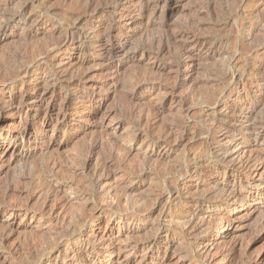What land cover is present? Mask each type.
I'll return each instance as SVG.
<instances>
[{
  "label": "rangeland",
  "instance_id": "374dc122",
  "mask_svg": "<svg viewBox=\"0 0 264 264\" xmlns=\"http://www.w3.org/2000/svg\"><path fill=\"white\" fill-rule=\"evenodd\" d=\"M22 2L0 0V28L2 17L18 10ZM83 3L84 0H38L36 4L49 15L38 18L37 8L29 6L27 17L38 25L25 29L23 22L10 21L7 35L0 42L3 78L26 81L11 89H2L0 84V99L10 93L33 95L34 84L52 82L50 72L86 70L93 84L85 88L87 81L81 79L77 91L71 81L57 83L54 101L48 100L37 118L41 125L50 117L47 125L35 129L38 140L28 141L16 151L11 150L12 143L6 139L0 143V207L8 209L0 215V264H264V213L246 212L249 198L235 206L227 203L223 188L236 189L237 185L228 183L226 167L209 155L220 144L202 143L193 134L195 126H210L212 121L220 125L219 118L225 117L224 106L227 103L239 106L244 99L257 104L256 111L255 115L243 111L237 127L249 122L252 116L264 121V0H127L111 19L108 15L104 21L94 22L102 26L100 36L113 37L114 33L108 31L111 20L116 15L124 19L131 14L138 21L129 34H136L130 52L139 45L147 46L153 57L162 40L166 48L158 58L138 54L123 63L114 60L107 67V59L119 55L112 43L106 44L110 52L106 49L105 53L95 46L80 52L72 43L66 50L51 53L41 70L29 76L18 73L17 55L41 49L51 52L55 39H64L56 22L78 12ZM179 31L208 40L203 54L196 53L198 67L193 75L188 73L177 46L169 38ZM221 50H227L228 54H221ZM232 54L236 57L229 60ZM176 69L180 73L177 77ZM242 70L247 73L236 80L252 84L262 80L261 87L241 93L232 76ZM138 83L147 87L135 93ZM217 96L220 101L215 105L213 100ZM184 99L187 101L181 102ZM65 112L68 117L62 123L59 116ZM142 112L148 122L139 123L138 115ZM18 116L10 109H2L0 130L13 132L36 119L28 106L23 116ZM187 121L190 129L184 141L175 129L176 139L181 141L177 147L151 148L149 141L159 139L166 127ZM150 127L152 132L148 135ZM139 134L138 140H131ZM232 148L235 154H244L241 155L244 160L251 159L264 153V137L258 142L237 141ZM200 152L204 156L196 157ZM187 155L191 158H186ZM105 162L109 167L101 171L100 184L90 185V175L101 170ZM54 163L59 167L51 172L55 175L50 173ZM253 163L248 161L243 168L237 160L227 170L237 175L243 171L252 173ZM196 168L201 169V174L185 178L189 193L185 192L183 198L203 213V231L196 233L208 237L210 249L202 255L196 246L187 244L192 236L184 234L181 225L172 220L171 216H176L185 205H173L171 210L165 207L167 184L178 173L182 175L187 169ZM253 185H249L248 191L254 197ZM204 197L209 200L197 204ZM160 198L164 200L160 202ZM117 200L121 202L114 212L94 216L101 207L116 204ZM45 206L47 216L42 218L37 213ZM11 207L18 209L17 215L11 214ZM131 209L142 213L154 210V214L135 223L138 217L130 213ZM164 214L171 218H165ZM165 227H169L170 235L163 232L160 248L153 250L144 245V240ZM90 232L93 244L82 245L84 235ZM110 234L114 240L102 246L100 243ZM5 236L9 237L4 240ZM115 249L121 255L113 259ZM157 254L167 256L165 263L147 261Z\"/></svg>",
  "mask_w": 264,
  "mask_h": 264
},
{
  "label": "bare ground",
  "instance_id": "6f19581e",
  "mask_svg": "<svg viewBox=\"0 0 264 264\" xmlns=\"http://www.w3.org/2000/svg\"><path fill=\"white\" fill-rule=\"evenodd\" d=\"M22 1L23 2L18 10H16L13 13H10L9 15H4L2 17V23H1L2 26L0 28V33H1L0 42H2V40L5 39V36L7 35L8 23L10 21L16 22V23L23 22L25 24V29L26 28L33 29L35 26L38 25V23L35 24L34 21H32L31 17H27V9L29 6H34L37 8V10L40 13V16L38 18H40L42 15L46 13H48L49 15V12L46 9L45 10L47 12H45L44 7L42 8L38 6V4H36L38 3V0H22ZM126 2L127 0H84L83 5H81L78 12L76 11L75 13L69 14L68 16L64 17V20L62 21L60 20L56 22L60 24V27H61L58 33L60 34V36L63 34L64 39L61 40L62 39L61 37V39L59 40L58 37L57 38L54 37V39L55 38L56 39H55V43L54 42L53 43L56 45L53 46V48H51L52 49L51 52H44L46 49H44V51L43 49H41L38 51H34V52L28 51V52H25L24 54L17 55V60H16V62L18 63L17 72L25 76L26 75L29 76L33 72L41 70L44 63L49 59V55L51 53L59 51L63 48L66 50L72 43L78 46L80 52H84L85 50H87V48L95 46V47H101L103 49V53H105L106 49H107L106 52H110V49L106 47V44L112 43L111 46L118 50L119 55L115 59H110V60L107 59L106 61L107 67L111 66L114 60L120 61L121 63H123L126 61V59L130 57L134 58L138 54H141L142 56L150 55L149 57H151L153 53L149 51H151L152 49H150V47L140 46V45L139 47L133 46L135 47V48H132V51H131L133 54L129 56V53H131L129 48L130 46H132V41L134 39V36L136 35L135 34V35L129 36V34L130 32L133 31V26L138 21V19L134 17L133 15L126 14L127 17L123 16L124 19L122 17L117 18L116 17L117 15H116L111 20L108 31L109 33H114L113 37L111 36H109L108 38H106L105 36L101 37L100 32H101L102 26L101 25L97 26L94 24L95 21H104V19L107 18L108 15H110V19H111L114 14H117L118 11H120L125 6ZM156 7H158V2L155 8ZM230 19H232V17H230ZM114 20H116V22H114ZM140 23H142V21H139V24ZM251 33L252 32L250 31L249 34ZM169 38L172 41H174L173 44L177 46L180 57L183 59L185 66L188 67V70H189L188 73L190 75H193L196 68L198 67V64L195 61V56H197L196 53L198 54V56H201L203 54L202 51L204 50V47L206 46L208 40L201 39L197 35L187 33L185 31H179L178 33H176V35L169 36ZM163 42L164 41L162 40H161V43L159 42L160 44H158V52L156 53L157 55L151 58L156 59L159 57V55L163 51H165L166 47H165V44H163ZM154 50L155 48H153V51ZM220 53L225 54V55L228 54L227 50H221ZM235 57L236 56L232 54L229 57V60H234ZM103 59H106V57L104 56ZM172 70H173V67L170 68V71ZM174 71H175L176 77L180 75L177 69ZM252 72L253 71L251 70L249 71V73L253 75ZM1 73L2 72L0 68V84H1L2 89L6 87H9L11 89L17 86L19 83L21 84L26 83V81L23 78L21 79L12 78L9 80H5ZM245 73H247L246 70H242L241 73L240 71H236V73L233 74L232 76V82L238 81L236 79L245 76ZM48 75L52 79V82L42 81V82H37L36 84H34L32 86V90L35 92L33 95H29L28 93L26 94L20 93L19 95L10 93L8 96L6 95V98L0 99V111L6 108L7 110L10 109L12 113H15L16 115L23 116L24 108L25 106H28L29 109L31 107V109L34 111V114H36L35 120L33 119L27 122V124L16 129L13 132H10V131L5 132L3 130H0V143L5 139L11 142L12 151H16L17 149H19L20 146L25 145L28 141L32 142V141L38 140L37 131H35V129L38 128L40 124H38L39 122L37 118L40 117V113L43 111V108L46 102L48 100H50L51 102L54 101L55 97L53 96L55 95V92H56L55 86L57 83H62L63 81L64 82L71 81L72 85L77 91H80L78 87L79 85L78 81L81 79H85L87 81L86 84L84 85L85 88H90L93 85L92 81H90L89 73H86V70L83 72L80 71L79 73H71V72H65V71L50 72ZM241 82L240 80L236 82V85L237 87H239L241 93H243L244 91H249V89L250 88L252 89L253 87L260 88L262 85V80L256 82L255 84L241 83ZM230 83L225 85V87H228ZM72 85H69V87H72ZM145 87H147V84L138 83V85L136 86L135 93H139V91H142L143 88ZM219 88H222V87H219ZM219 99L220 98L217 96L215 100H213L215 105H218L220 101ZM185 101L187 100L185 99L181 100V102L183 103H185ZM181 102H179V104ZM92 104L93 106H95L94 100H92ZM256 105L257 104H255L254 102L245 100V99L244 101H242V103L239 106L227 103L224 106L225 111L223 114H225V117H223L222 115L223 118L221 119L219 118L221 122L220 125L217 124L215 121H212L213 123L210 126L208 125L195 126L193 128V134H194V138H198V140L201 141L202 143L209 142V144H216V143L220 144V147L214 153H211L209 155H211L212 158L214 157L216 158V160L222 162V165L226 167L225 174H227L228 183L233 182L237 185L236 189L229 188V186H225V188H223V193L226 196L227 203H229V205L235 206V205L240 204L241 202L243 203L249 198L250 203L246 207V212L249 211L251 214H254L258 211H261V213L263 214L264 213V201L262 200L264 197V184H263L264 153L261 152L256 155H253L251 159L249 158L250 160L248 158L244 160L243 156L241 157V155H244V154L236 153L238 155L237 160H239V165L241 167L245 168V164L248 161L254 162L252 166L255 167V170L252 173H247L246 171L245 172L243 171L241 174L237 175L227 170V168H230L231 166H233L235 161H237L235 160L236 158L235 157L236 154L234 153L235 149L233 150L232 148L233 143L237 141H243V140L249 143L252 141L258 142L264 137V121L263 120H258L257 118H254L252 116L249 122L242 123L238 127L236 125L237 123H239V119H240L239 117L241 116L243 111H247L248 113L255 115ZM134 113L136 114V112ZM25 114H26V118H29L28 113L26 112ZM67 117H68L67 113L65 112L64 114H62V116H59L60 119L58 121L65 123L64 118H67ZM49 118L48 120L42 122L40 127L47 125V123L49 122ZM138 118H139V123L148 122V118L145 116L143 112L138 115ZM189 125L190 124L187 121L179 126L166 127L165 130L161 133L159 139L149 141L151 148L154 150L157 147H162L164 150H173L175 147H177L181 143V141L178 142L176 139L177 130L175 129L177 128L178 131H180L182 135L180 139H183L184 141L183 137L187 138L188 137L187 135H189L188 134L189 129H190ZM151 132H152V127L149 128L147 134L149 135L151 134ZM140 135L141 134H139V136H134L133 138H131V140L132 139L138 140L141 137ZM222 143L224 144V146H221ZM242 153H246V152L244 151ZM203 154H204L203 152H200L196 155V157H202L204 156ZM209 155L207 154V156ZM186 158H191V156L187 155ZM209 159L211 158L209 157ZM86 164H89V159H87ZM108 167H109L108 162H105L104 165L101 167V170H97L94 173H92L89 177V184L90 185L100 184L102 177H103V174L101 173V171L106 170ZM57 168H59L58 165H56L55 163L52 164L50 173L51 172L54 173V171H56ZM180 173H178V175L175 178L173 177L172 181L167 184L168 192H167V196L165 197L166 198L165 207L171 210L173 205H183V204L185 205V207L181 211H179V213L176 214V216H171L172 220L176 221L179 225H181V229L184 232V234L192 236V239L188 241L187 244L191 246L192 248L193 246H196L199 253L201 252V255H202L204 252L208 253L209 251L208 249H210L208 248V244H207V242L209 241L208 237L207 236L201 237L199 234L196 233L199 230L203 231L202 230L203 213L201 211H198L197 209H193V206L185 202L183 198V194L185 192L188 191L187 193H189V189L185 187L183 181L185 180V178H195V177L200 176L201 169L200 168L190 169V170L187 169L184 174L181 175ZM251 183H253L254 184L253 186L256 188V195L254 197L248 191L250 188L249 185H251ZM49 185L50 184L48 182V186ZM214 191L217 192V188ZM162 200H164V198L159 199L160 202ZM207 200H209V198L204 197L203 200L197 201V204L206 203ZM120 202L121 200L119 201L117 200L116 204L110 203L106 207H101L98 210V212L94 213V216L99 215L103 212H109V213L112 211L114 212L116 207L120 204ZM7 210L8 209H4L0 207V215L7 212ZM9 210L12 211L11 214L13 215L15 214L17 215L18 213L17 208L11 207V209ZM46 211H47V206H45V208H42L40 212L37 211L39 213H37L36 211L34 213H37L38 215L40 214L42 218L43 217L45 218L47 216ZM130 213L134 215L135 217H138V219L135 221V223H137L144 218L150 219L154 214V210L152 211L150 210V211H147L146 213H142L139 209H131ZM164 215H165V218H168V217L171 218L169 214H164ZM49 217L50 216H48V219H50ZM169 231H170L169 227L157 229L155 234H152L153 235L152 237L150 236V238H147L146 241L144 240V245L148 244L149 245L148 248L153 249V250L160 248V245H161V241L159 240L160 236L163 234V232H167V236L170 235ZM84 236L85 238L82 241V245L83 243H92L93 234H91V232L90 234L87 233ZM8 237L9 236L7 237L5 236L4 240H6ZM112 240H114V236L110 234L109 236L107 235L106 238L103 240V242L100 244L104 246L105 244H107L108 242H111ZM172 246L173 245L171 244L169 245L170 248H172ZM176 253H178V251ZM120 255H121L120 251H117V249H115L112 253V258L113 259L117 258ZM197 256L199 255L197 254ZM166 259H167V256L163 257L157 254L154 256V259H148L147 261H149V263H155V262L165 263Z\"/></svg>",
  "mask_w": 264,
  "mask_h": 264
}]
</instances>
